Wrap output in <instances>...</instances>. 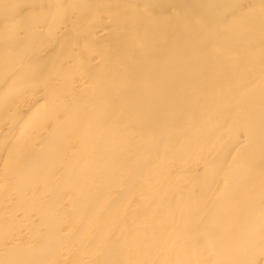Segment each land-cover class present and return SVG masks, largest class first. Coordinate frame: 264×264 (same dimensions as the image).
Segmentation results:
<instances>
[{
  "label": "bare ground",
  "instance_id": "6f19581e",
  "mask_svg": "<svg viewBox=\"0 0 264 264\" xmlns=\"http://www.w3.org/2000/svg\"><path fill=\"white\" fill-rule=\"evenodd\" d=\"M0 264H264V0H0Z\"/></svg>",
  "mask_w": 264,
  "mask_h": 264
}]
</instances>
